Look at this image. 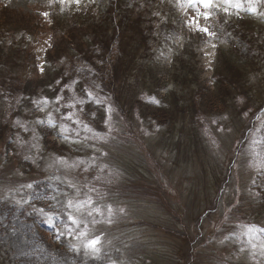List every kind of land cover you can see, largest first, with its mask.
<instances>
[{"label":"rangeland","instance_id":"obj_1","mask_svg":"<svg viewBox=\"0 0 264 264\" xmlns=\"http://www.w3.org/2000/svg\"><path fill=\"white\" fill-rule=\"evenodd\" d=\"M245 1L0 0V264L39 261L41 239L71 264H264V49L235 28L239 15L264 27V0ZM103 55L106 82L93 73ZM230 67L244 71L219 87L228 108L204 111L216 103L207 91L191 104ZM69 211L82 221L72 237ZM177 213L195 241L185 259L163 233ZM85 224L95 254L74 238Z\"/></svg>","mask_w":264,"mask_h":264},{"label":"trees","instance_id":"obj_2","mask_svg":"<svg viewBox=\"0 0 264 264\" xmlns=\"http://www.w3.org/2000/svg\"><path fill=\"white\" fill-rule=\"evenodd\" d=\"M256 1L258 4L262 2V0H256ZM4 12L5 11H0V17L1 18L3 16H5ZM235 25H236V27H235L236 31H237L239 36L242 35L247 40L255 39L258 46L261 49H264V46L261 45V43L264 42V27L261 23H258L255 19H249V18H245L242 15H239V16H237V19L235 20ZM229 29L232 30V27H229ZM233 32H234V27H233ZM103 58H104V55L102 56L101 59H100V56H98L97 58H95V56L93 57V59H95V61L93 62L94 63L93 73L97 76V77H95V80H97V81L100 80L101 82H106L111 77L110 76V70H111L110 66H112V63H111V65H105L104 64V66L102 65V68H100V62L103 60ZM108 61H109V57H107V64H108ZM241 67H243L242 63H241ZM243 71L240 70V72H241V74H240V72L237 70H236V72H233V67H230V72L226 71V69H225V71L220 74V78H218V81L216 82L214 88L207 87L206 89L203 88V90L199 89L197 91V93L195 94V96L190 97L189 100L191 101V104H194V99L197 96H199L200 99L198 100L197 105L199 108H202L200 105V103H202V95L204 94L205 91H207L206 92L207 97L216 100V103H213L212 107H210L209 109H205L204 111L208 112L209 114H214V113H218L220 111V109L223 108L224 105L226 106V108H228V98L221 99L219 87L223 83H227L226 85L229 87L233 86V80L239 81L243 77L242 76ZM89 73L91 76L93 75L91 70L89 71ZM216 87H217V90H215ZM190 108L192 110L191 115H192V119H193L196 115H198L200 113V111H198L197 114L195 115L194 110L196 108H194L191 105H190ZM198 110H200V109H198ZM259 112H260L259 109L257 111H255L254 117L258 114L260 115L261 112L260 113ZM252 120H253V118H252ZM249 122H250V120H249ZM249 122H248V126L245 128V130L241 136V139H238V141L235 145V149H237V150H239L242 142L245 141V139L248 137V135L250 133L249 130L251 127L249 128V124H250ZM252 124H251V126H252ZM262 144L264 146V138L262 140ZM196 156L199 157L198 152L196 153ZM224 180H227V178H225ZM220 186L221 185H219V187ZM215 192L217 193V195H219L220 190L215 189ZM262 195L264 196V194H262ZM261 199L263 200V198H261ZM252 200L257 201V202L261 201L260 199H252ZM216 203H217V199L214 200V205ZM215 207L216 206H214V208ZM167 209L170 212L173 209V207H171V205L169 204L167 206ZM197 211L200 212V208H198ZM207 214H208V212H206V215ZM233 214H235V213L233 212ZM178 215H180V216L176 220L179 221V224L178 225L171 224L172 226H165L163 228V233H165L169 236H172L175 240H177L180 243V245L182 247V251L180 252L181 253L180 257L182 258V256L184 255V259H185V256H186L185 255V248H186V246L188 244L189 245L194 244L195 241L193 240L191 242L192 239L191 240L189 239L188 233H186L187 232L186 231L187 226L184 225L183 222L181 221V214L177 213V216ZM186 215H188V217H189L188 212L186 213ZM244 220L250 223L251 221L254 220V218L253 219L245 218ZM179 226H182V228H179ZM37 228H38L39 232L43 235H44V232L47 230L43 224H39V225L37 224ZM49 246H51V244L48 245L45 243L44 240L41 239L42 254H41V258L39 259V261H36L32 257H30V258L28 257V258H25L23 260V264H71V260H73V259H72V257H70V255H71L70 253L65 251L59 245L56 246L55 248H52ZM192 251H193L192 247L189 246L188 250H187V255L190 256V253Z\"/></svg>","mask_w":264,"mask_h":264},{"label":"snow or ice","instance_id":"obj_3","mask_svg":"<svg viewBox=\"0 0 264 264\" xmlns=\"http://www.w3.org/2000/svg\"><path fill=\"white\" fill-rule=\"evenodd\" d=\"M61 3H76V4H79L80 3V0H60ZM223 4L225 5H228L230 7H236V8H239L241 5H240V0H235V3H233V0H222ZM188 4L189 6H192V7H203L205 9H209L211 7H213L214 5V0H188ZM251 11L255 12V8H251L250 9ZM225 12H227V8L224 9ZM45 16H47V13L44 14ZM204 16V19L207 20L209 18L208 16V13H204L203 14ZM196 22V18H193L192 21H190L189 23H195ZM197 31L199 32H202V33H205L209 36H214L215 33H211L209 32V29L207 27H203V26H200L198 23H197ZM213 47H215V45H213ZM88 96H91L92 93L91 92H88L87 93ZM48 101L45 99L44 100V103L46 104ZM57 102H59V98L57 99ZM155 103H159V101H154ZM73 107L75 105H72ZM43 110V109H41ZM109 112H111V109H109ZM69 119H71V117H68ZM78 123V121H76ZM38 123H41L43 124L44 121H38ZM49 125L50 126H55L54 125V122L49 119L48 121ZM86 129H87V126L85 125ZM88 131H91V129H87ZM221 131H223L224 129H220ZM65 139H67V137H65ZM63 162V161H62ZM29 188L32 187V185H28ZM91 205H92V201L91 199H88L86 201H77V202H73V200L69 199L66 203V205L64 206L66 209L68 210H72V209H75L76 211H80L82 209H85L87 208L88 211H87V215L91 216L93 215V211L95 212H99V209H92L91 208ZM112 208L109 207L108 208V213L109 215L112 214ZM120 211L122 212L123 209H120ZM40 214L42 216H46L47 217V222L49 223V225L51 226H56L55 225V217L49 213H47L43 208H41L39 210ZM68 220L71 222V225H74L75 226V229L71 228V227H68V225H65V228L67 229V234L69 235V237H72L73 236V233L76 229H80V226H81V223L82 221L79 220L76 216L72 215L71 212L69 211L68 213ZM95 222V221H93ZM251 231V230H249ZM75 239L77 240H82V243L84 244V247L86 249H89L93 254L99 252V247L98 245L100 244V238L97 236V237H92V238H89L88 236V227H87V224L84 225V228L79 230L75 237Z\"/></svg>","mask_w":264,"mask_h":264}]
</instances>
